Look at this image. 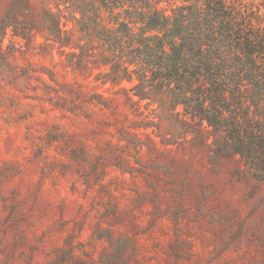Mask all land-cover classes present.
Segmentation results:
<instances>
[{"label":"rangeland","instance_id":"rangeland-1","mask_svg":"<svg viewBox=\"0 0 264 264\" xmlns=\"http://www.w3.org/2000/svg\"><path fill=\"white\" fill-rule=\"evenodd\" d=\"M98 5L0 0V264H264V180L106 80Z\"/></svg>","mask_w":264,"mask_h":264},{"label":"trees","instance_id":"trees-1","mask_svg":"<svg viewBox=\"0 0 264 264\" xmlns=\"http://www.w3.org/2000/svg\"><path fill=\"white\" fill-rule=\"evenodd\" d=\"M98 4L106 80L166 106L185 132L207 126L214 156L237 155L264 180V0ZM53 39L63 44L57 28Z\"/></svg>","mask_w":264,"mask_h":264}]
</instances>
